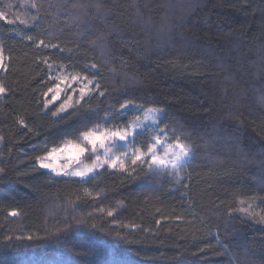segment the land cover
Listing matches in <instances>:
<instances>
[{"label":"trees","instance_id":"obj_1","mask_svg":"<svg viewBox=\"0 0 264 264\" xmlns=\"http://www.w3.org/2000/svg\"><path fill=\"white\" fill-rule=\"evenodd\" d=\"M0 53V264H264V0H0ZM131 107L190 149L180 188L38 167Z\"/></svg>","mask_w":264,"mask_h":264},{"label":"rangeland","instance_id":"obj_2","mask_svg":"<svg viewBox=\"0 0 264 264\" xmlns=\"http://www.w3.org/2000/svg\"><path fill=\"white\" fill-rule=\"evenodd\" d=\"M4 64L0 53V71ZM79 87L76 89L75 87ZM87 85L83 82H68L52 93L53 101L64 98L61 110L69 109L74 99L83 95ZM68 91L71 95H68ZM2 91L0 89V96ZM135 116L127 129H94L85 133L77 142L66 143L52 150L38 162V167L56 178L88 180L103 171H121L130 165L145 164L163 182L172 188L181 187L186 165L191 160V151L179 142L171 141L157 125L160 114L152 109L126 108ZM147 136L146 151L134 144L136 136Z\"/></svg>","mask_w":264,"mask_h":264}]
</instances>
